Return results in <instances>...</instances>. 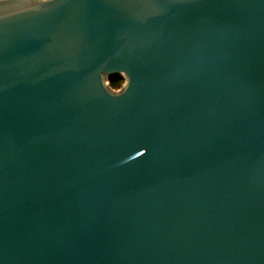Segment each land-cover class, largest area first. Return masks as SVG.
Wrapping results in <instances>:
<instances>
[{
	"label": "water",
	"instance_id": "95a60500",
	"mask_svg": "<svg viewBox=\"0 0 264 264\" xmlns=\"http://www.w3.org/2000/svg\"><path fill=\"white\" fill-rule=\"evenodd\" d=\"M0 264H264V0H0Z\"/></svg>",
	"mask_w": 264,
	"mask_h": 264
},
{
	"label": "clouds",
	"instance_id": "9594fccd",
	"mask_svg": "<svg viewBox=\"0 0 264 264\" xmlns=\"http://www.w3.org/2000/svg\"><path fill=\"white\" fill-rule=\"evenodd\" d=\"M57 0H51V5L56 4ZM111 75L112 73L110 72H102L100 74V81L103 87V90L106 92V94L113 98V99H120L123 98L131 89L132 87V79L130 77V75L127 72L121 71L119 73L120 77H122V79L124 81H126L125 83V91L122 94H113L110 90H109V85L110 84H114V82L111 80ZM121 80L115 82V83H120ZM141 155H143V153H141Z\"/></svg>",
	"mask_w": 264,
	"mask_h": 264
},
{
	"label": "trees",
	"instance_id": "16d2710c",
	"mask_svg": "<svg viewBox=\"0 0 264 264\" xmlns=\"http://www.w3.org/2000/svg\"><path fill=\"white\" fill-rule=\"evenodd\" d=\"M119 80H121L120 83H115ZM112 81L114 82V84H110L109 86L113 91L121 90L123 88L124 83H125V81L122 78H116V79H113Z\"/></svg>",
	"mask_w": 264,
	"mask_h": 264
}]
</instances>
